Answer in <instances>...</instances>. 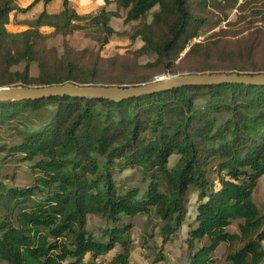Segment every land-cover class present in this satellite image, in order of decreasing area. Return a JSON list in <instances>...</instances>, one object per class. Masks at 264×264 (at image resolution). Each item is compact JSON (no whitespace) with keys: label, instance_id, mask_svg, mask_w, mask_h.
Listing matches in <instances>:
<instances>
[{"label":"trees","instance_id":"16d2710c","mask_svg":"<svg viewBox=\"0 0 264 264\" xmlns=\"http://www.w3.org/2000/svg\"><path fill=\"white\" fill-rule=\"evenodd\" d=\"M17 1L0 0V87H127L182 71L264 73V26L236 39L221 28L194 41L210 14L220 23L244 1L105 0L95 13H79L69 0L55 11L56 0ZM112 2L127 11L126 22L140 21L129 36L141 46L103 56L66 39L63 51L48 45L45 29L63 36L81 30L100 48L108 44L117 33L111 18L119 16L107 9ZM38 4L25 27L9 28L14 12ZM143 56L154 60L141 64ZM13 165L29 167L27 184L10 183ZM263 175L264 84H186L121 101L0 100V264H130L142 216L148 264H217L223 244H238L229 263L261 264L264 213L253 194ZM194 193L185 247L172 262L164 244L182 230ZM235 220L239 230L231 231Z\"/></svg>","mask_w":264,"mask_h":264},{"label":"rangeland","instance_id":"374dc122","mask_svg":"<svg viewBox=\"0 0 264 264\" xmlns=\"http://www.w3.org/2000/svg\"><path fill=\"white\" fill-rule=\"evenodd\" d=\"M244 1V2H243ZM31 0H18L17 4L18 6H24L27 5ZM78 0H70V6L74 7L79 13H95L100 10V6L96 7L95 9L91 7H85L86 5H83L79 3ZM245 3L244 9L241 10L238 8L237 5L236 8L228 10V18L226 20L221 21L220 23L217 22L219 19L218 15L210 14V17L208 21L202 26L201 32L199 37L195 38L194 41L202 40L206 37H208L210 34L218 31L219 29L223 28L227 31V34L230 38H235L237 36L245 35L249 32V30H252L256 26H264V0H240L239 3ZM61 6V0H56L54 3H52L49 6V10L55 11L59 9ZM90 6V5H88ZM107 9L115 10L119 12V16H114L111 18V25L114 27L117 33H115L113 36H111L109 43L103 46L102 48L99 47V44L97 41L88 35L84 31L77 30L73 33H70L66 36H63L61 34H52L51 29H45V32L48 33V39L47 43L49 46H56L59 48L60 51H63V43L64 39H66L69 44L75 48V49H82V48H90L95 51H100V53L103 56H113L116 54H123L128 50L136 49L137 47L141 46L143 43L140 38H138L136 41H132L130 38V34L133 32L134 28L140 24V21H125L126 16V10L120 8L115 2L109 3L107 6ZM260 9V13H256L258 11V8ZM158 7L153 8L149 15L147 20L150 21L152 19V14L154 11L157 10ZM38 10H32V12L29 13H22V12H14L12 16V22L9 25V28L12 31H17L19 29H22L25 27L24 23L25 21H28L32 18H34L36 15H38ZM264 41V37H263ZM264 47V44H263ZM259 57L264 54V51H260ZM154 57H147L143 56L140 58V63L144 64L148 61H153ZM176 62H179V59L176 60ZM146 71V69L144 70ZM37 67L33 64L32 66V73L36 74ZM148 73H153V70L147 71ZM178 74H189L187 71H182ZM176 74L167 73L163 75H156L154 78L155 80L159 77H165V76H172ZM176 160V156L172 157L171 162L173 163ZM9 172L14 173V178L10 181V183L15 185H25L29 182L31 178L30 169L27 165H20V166H10L8 168ZM254 201L258 204L262 212L264 213V175L260 178L257 188L254 191L253 194ZM196 205H197V195L194 193L190 197V201L188 203L189 208V216L186 220V223L183 225V228L181 231H179L172 239V241L167 242L164 244V253L168 257V259L172 262L177 261V258L180 255V250L185 247L184 241L187 237V228H188V222L193 220V217L195 215L196 211ZM94 223L97 219L91 218ZM146 221V217L142 216L140 217L137 222L136 226L132 230V238L134 239V248L132 249V252L130 254V264H148L150 261L151 254L147 249L144 248V246L141 244L142 236L145 233V227L144 222ZM241 220H235L229 229L231 231H238L239 230V223ZM156 242L158 244H161V238L159 236H156ZM264 243V241H263ZM238 244L235 245H226L223 244L217 249L216 257H217V264H231L227 261L226 257L227 254L232 251L234 248H236ZM116 251V250H115ZM115 253V252H114ZM110 259V256H108ZM108 260H106V263H108ZM105 264V263H104ZM261 264H264V260Z\"/></svg>","mask_w":264,"mask_h":264},{"label":"water","instance_id":"95a60500","mask_svg":"<svg viewBox=\"0 0 264 264\" xmlns=\"http://www.w3.org/2000/svg\"><path fill=\"white\" fill-rule=\"evenodd\" d=\"M224 82L264 84V73L212 72L176 74L159 77L147 84L127 87L118 85H86L74 82L47 86L11 85L0 87V100L39 99L56 95H69L121 101L132 96L154 93L158 90H166L180 85H210Z\"/></svg>","mask_w":264,"mask_h":264},{"label":"crops","instance_id":"0c3cea01","mask_svg":"<svg viewBox=\"0 0 264 264\" xmlns=\"http://www.w3.org/2000/svg\"><path fill=\"white\" fill-rule=\"evenodd\" d=\"M78 1H80L79 3H81V4L86 5L85 6L86 8L87 7L88 8L91 7L93 9H95L98 6H100V7L104 6V2H105V0H78ZM84 2L86 4H84ZM88 5H90V6H88ZM41 7H42V5L41 4H38L37 5V10H39Z\"/></svg>","mask_w":264,"mask_h":264}]
</instances>
